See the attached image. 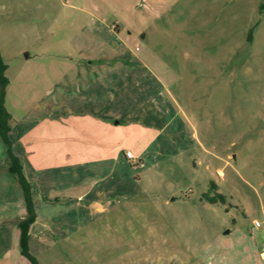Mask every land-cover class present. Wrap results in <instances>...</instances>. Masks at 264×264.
Wrapping results in <instances>:
<instances>
[{"label": "rangeland", "instance_id": "obj_1", "mask_svg": "<svg viewBox=\"0 0 264 264\" xmlns=\"http://www.w3.org/2000/svg\"><path fill=\"white\" fill-rule=\"evenodd\" d=\"M263 4L181 0L160 13L162 51L173 56L159 58L174 70L170 90L189 119L185 135L141 168L133 196L42 264H264ZM154 31L142 47L154 46ZM56 33L61 48L28 62L19 47L37 53V41L0 40L9 66L6 106L16 121L57 80L40 63L61 62L58 55L72 49L73 26ZM217 193L224 202L205 197Z\"/></svg>", "mask_w": 264, "mask_h": 264}, {"label": "crops", "instance_id": "obj_2", "mask_svg": "<svg viewBox=\"0 0 264 264\" xmlns=\"http://www.w3.org/2000/svg\"><path fill=\"white\" fill-rule=\"evenodd\" d=\"M179 1L0 0L3 45L24 39L41 45L37 53L19 47L23 61L61 48L56 32L74 30L72 49L58 55L63 60L39 65L56 71L57 80L20 121H11L13 153L32 187L37 218L29 247L40 264L133 196L141 168L159 162L185 135L190 122L170 90L174 70L159 58L173 55L163 53L167 34L157 27L160 13ZM150 28L155 44L142 47ZM9 164L0 137V264H29L18 228L25 199Z\"/></svg>", "mask_w": 264, "mask_h": 264}, {"label": "trees", "instance_id": "obj_3", "mask_svg": "<svg viewBox=\"0 0 264 264\" xmlns=\"http://www.w3.org/2000/svg\"><path fill=\"white\" fill-rule=\"evenodd\" d=\"M261 10H264V4L262 5ZM7 69L8 65L5 63L0 53V137L7 147V154L10 160L9 171L15 178L17 184L21 187L25 199L26 215L25 218L20 220L18 223V228L20 230L21 255L28 261L29 264H40L38 258L30 252L29 247L30 228L37 218L32 195V187L31 183L25 176L21 160L13 153V144L10 139V132L12 130V114L6 106L7 87L9 85V79L6 76ZM213 188H215L214 184ZM205 197L212 204L219 201H225V197L218 193L213 197H210L209 194H205Z\"/></svg>", "mask_w": 264, "mask_h": 264}, {"label": "built area", "instance_id": "obj_4", "mask_svg": "<svg viewBox=\"0 0 264 264\" xmlns=\"http://www.w3.org/2000/svg\"><path fill=\"white\" fill-rule=\"evenodd\" d=\"M126 157H127L128 159H130V160H134V159H135L133 153L130 152V151H127V152H126ZM255 226H256V227H260L261 224H260L259 222H256V223H255ZM260 256H261L262 259H264V248L260 251Z\"/></svg>", "mask_w": 264, "mask_h": 264}]
</instances>
